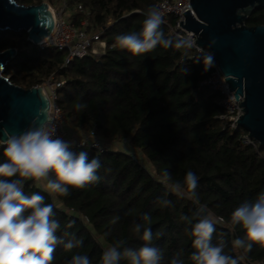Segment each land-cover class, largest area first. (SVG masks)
Returning <instances> with one entry per match:
<instances>
[{"label": "trees", "instance_id": "trees-1", "mask_svg": "<svg viewBox=\"0 0 264 264\" xmlns=\"http://www.w3.org/2000/svg\"><path fill=\"white\" fill-rule=\"evenodd\" d=\"M43 1L52 7L65 2L67 19L75 26L85 19L89 31L99 32L106 42L104 53L65 63V51L39 50L27 40L26 32L0 31V51L16 50L4 75L22 88L43 84L50 77L63 81L55 102L66 129L83 134L94 131L104 142H124L138 152L136 156L108 148L87 150L90 158L97 156L101 161L100 179L83 189H71L67 197L43 193L33 182H26V193L41 191L46 202L54 205L55 219L61 223L57 234L71 221L72 227L66 230L83 241L73 250L58 245L52 264H65L77 253L100 264L103 249L116 240L138 247L142 241L132 232L135 223L151 227L153 243L163 253L162 264H170L177 253L185 264H193L191 238L179 217L191 215L198 205L187 190L181 195L169 190L162 182L165 170L173 181L182 180L188 170L198 175L200 202L217 221L213 243L223 236L229 243L226 251L240 257V264H264V245H254L247 254L231 248V239L243 231L239 226L233 230L228 223L239 202L264 191V147L244 143L246 132L229 128L219 118L224 112L219 93L201 84L211 67H204L188 47L157 46L134 55L115 44L118 34L140 30L143 11L158 0H16L25 5ZM78 4L82 11L77 10ZM244 23L264 25V4ZM161 30L165 37L182 41L164 24ZM162 199L171 204L163 206ZM145 213L149 222L141 219ZM115 217L119 219L113 223Z\"/></svg>", "mask_w": 264, "mask_h": 264}, {"label": "clouds", "instance_id": "clouds-1", "mask_svg": "<svg viewBox=\"0 0 264 264\" xmlns=\"http://www.w3.org/2000/svg\"><path fill=\"white\" fill-rule=\"evenodd\" d=\"M144 19L139 31L118 34L115 44L122 50L141 55L157 46L168 49L190 47V41H174L165 37L161 30L162 15L154 5L143 11ZM79 107V105L77 106ZM0 264H52L58 245L67 250L80 248L83 241L66 229L61 235V223L55 219L54 205L46 202L41 191L25 192V184L33 182L43 193L67 197L71 189H83L97 182L98 170L102 167L97 156L89 157L85 150L76 151L70 141L57 135L56 126L49 120L30 122L22 131L9 132L0 138ZM198 175L188 170L182 180L173 181L171 173H163L162 182L172 193L181 195L187 190L193 201L191 215L181 214L179 220L187 226L191 238L190 260L193 264H240V257L226 251L229 243L221 236L213 243L217 221L207 214L205 205L197 194ZM160 203L167 207L168 199ZM119 217L113 219L115 223ZM141 219L149 222L150 216L143 214ZM228 223L235 230L243 231L230 241L232 249L247 254L254 245H264V191L255 199L239 202L230 212ZM133 234L142 243L138 247L125 246L124 240H116L105 247L100 264H162L163 253L154 245L151 227L135 223ZM162 233H157V237ZM64 237H68L65 241ZM65 264H92L87 255L74 254ZM170 264H185L181 253H177Z\"/></svg>", "mask_w": 264, "mask_h": 264}, {"label": "water", "instance_id": "water-1", "mask_svg": "<svg viewBox=\"0 0 264 264\" xmlns=\"http://www.w3.org/2000/svg\"><path fill=\"white\" fill-rule=\"evenodd\" d=\"M194 12H183L179 26L196 36V44L211 52L230 91L242 101L236 121L247 136L264 147V25L247 26L246 18L264 0H189ZM54 28L50 5L20 4L0 0V31L26 32L36 45ZM16 55L14 48L0 51V138L19 132L30 122L49 120V101L42 86L22 88L4 75L5 67Z\"/></svg>", "mask_w": 264, "mask_h": 264}, {"label": "built area", "instance_id": "built-area-1", "mask_svg": "<svg viewBox=\"0 0 264 264\" xmlns=\"http://www.w3.org/2000/svg\"><path fill=\"white\" fill-rule=\"evenodd\" d=\"M63 8H52L54 15V28L52 33L40 40L35 46L39 50L58 49L66 52L65 63H68L73 58H83L87 55L98 56L104 53L106 42L100 38L99 32H90L88 23L82 19L78 26L73 25L68 21L64 15L67 8L65 2ZM160 11L163 23L168 27L170 33L178 40L190 41L191 46L188 47L194 51V57L198 58L204 67H211L210 75L201 84L210 86L216 90L220 95L219 104L222 106L224 112L219 118L228 123L229 128L238 129L236 121H229L228 119L238 120L241 115V107L239 105L242 97L239 96L238 100L234 96L233 91H230L224 75L219 70L217 64L212 60L211 52L207 48H201L196 44V36L193 32L179 26V22L183 20V12L187 9L193 16L194 12L191 8L189 0H158L155 5ZM77 10L82 11V6L78 4ZM173 19V22L171 21ZM63 84V81H54L52 77L46 80L42 86L49 101L48 116L51 117L50 121L55 124L57 135L61 138L68 140L72 143L73 149L81 150H95L97 152L103 151L105 146L104 142L94 131L88 133H80L77 131L65 128V119L62 115L60 107L55 102L56 89ZM244 143L257 148L259 145L256 141L249 138L247 133L244 136ZM218 222L222 223L223 219L218 218Z\"/></svg>", "mask_w": 264, "mask_h": 264}, {"label": "rangeland", "instance_id": "rangeland-1", "mask_svg": "<svg viewBox=\"0 0 264 264\" xmlns=\"http://www.w3.org/2000/svg\"><path fill=\"white\" fill-rule=\"evenodd\" d=\"M57 8H63L62 3H59ZM102 143L105 146V148L123 151L126 153L134 154L136 156L138 155V152L134 149L129 148V145L127 143H124V142L122 143L118 141L102 142Z\"/></svg>", "mask_w": 264, "mask_h": 264}, {"label": "crops", "instance_id": "crops-1", "mask_svg": "<svg viewBox=\"0 0 264 264\" xmlns=\"http://www.w3.org/2000/svg\"><path fill=\"white\" fill-rule=\"evenodd\" d=\"M63 6V5H62ZM52 7V6H51ZM53 8H55V9H60V8H57V7H53ZM66 11V12H65ZM65 11H64V15L66 16V18H68V8H66L65 9Z\"/></svg>", "mask_w": 264, "mask_h": 264}, {"label": "bare ground", "instance_id": "bare-ground-1", "mask_svg": "<svg viewBox=\"0 0 264 264\" xmlns=\"http://www.w3.org/2000/svg\"><path fill=\"white\" fill-rule=\"evenodd\" d=\"M51 9V11H52V8H50ZM53 12V11H52ZM44 39V38H43ZM43 39H41V40H43Z\"/></svg>", "mask_w": 264, "mask_h": 264}]
</instances>
